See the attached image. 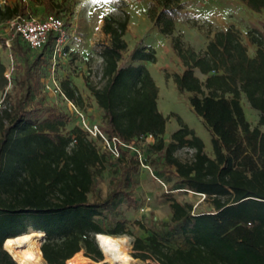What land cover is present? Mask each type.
Masks as SVG:
<instances>
[{
    "label": "trees",
    "instance_id": "obj_1",
    "mask_svg": "<svg viewBox=\"0 0 264 264\" xmlns=\"http://www.w3.org/2000/svg\"><path fill=\"white\" fill-rule=\"evenodd\" d=\"M39 1L42 18L62 17V3ZM239 1L264 11V0ZM183 9L182 0H158L149 16L162 34L170 35ZM29 15L34 14L27 0H0V23ZM129 22L124 10L105 18L110 41L99 51V84L89 87L102 112V131L131 145L118 158L81 125L68 129L72 115L45 102L41 86L51 75L55 34L40 49H32L20 35L12 39L14 97L7 92L6 107L0 108V264H18L4 243L30 229L44 232L41 250L48 264H72L81 251L102 261L98 234H132L120 206L133 201L142 166L139 152L157 176L175 180L165 193L170 219L147 237L132 240L133 258L139 249L150 264L151 258L157 264H264V23L249 31L254 55L234 26L216 31L203 51L179 39L172 44L183 67L173 75L175 85L189 94L191 108L210 131L212 157L179 114V128L167 137L169 117L159 109V86L146 65L157 62L156 50L139 43L126 55ZM65 25L68 29L66 20ZM6 71L0 54L1 94L10 85ZM59 81V94L83 109L79 87L68 77ZM243 99L259 113L256 126L246 118ZM150 135L154 141L146 142ZM181 148L191 150L192 157L181 160L176 155ZM109 164L115 173L103 196L97 180ZM175 190L203 195L210 208L197 211L194 203L179 201ZM172 237L182 244L173 246Z\"/></svg>",
    "mask_w": 264,
    "mask_h": 264
},
{
    "label": "rangeland",
    "instance_id": "obj_2",
    "mask_svg": "<svg viewBox=\"0 0 264 264\" xmlns=\"http://www.w3.org/2000/svg\"><path fill=\"white\" fill-rule=\"evenodd\" d=\"M4 1L14 4L17 0ZM27 1L32 13L35 16L42 17L44 7L40 1ZM55 1L63 4L65 10L61 12V16L69 23L68 29H66L68 30L66 54L57 61L55 77L58 82L68 77L79 87L85 99V107L83 109L78 108L85 115L87 121L91 124L101 123L102 112L89 87L90 85L99 84V76L97 75L101 65L99 51L102 45L108 44L110 41L109 36L103 30L104 21L108 15L118 14L124 10L130 15V22L125 35L128 42L126 55L133 51L139 43L150 45L156 50L157 62H147L146 65L159 86V109L165 116L169 117L167 137L179 128V123L175 117L176 114H179L204 140L206 152L214 157L210 131L191 108L188 99L189 94H181L175 85L173 75L176 72H181L183 67L172 49V44L179 39L184 46H191L197 51H203L216 31L234 26L240 32L243 42L248 46L249 53L254 55L256 48L250 41L249 31L253 27L263 28L264 11L255 12L239 0H182L184 9L177 16L175 30L172 34L165 35L160 32L159 27L149 16L150 6L158 0ZM8 34L9 32L5 27L0 28V37L7 38L9 37ZM0 41L2 42L1 39ZM0 54L7 70L13 75L15 66L11 51L1 49ZM197 75L201 79H205V76L199 71H197ZM46 81L47 79L43 82L44 86ZM13 85L14 82L12 81L7 88L11 98L14 97ZM44 86H41V94L45 95V102L72 115L68 129L75 125L82 126L81 120L75 115L77 113L75 108L64 95L61 96L54 89H45ZM2 99L3 94L0 93V103L6 105V101L2 102ZM243 105L247 120L252 126H256L259 113L251 109L245 99H243ZM261 130L264 132V126H261ZM176 155L185 161L192 157V151L188 148H181L176 152ZM145 156L144 154V158ZM114 173L115 169L109 164L97 180V187L103 196H106L109 192V181ZM174 180L175 178L171 179L168 174L157 176L152 164L149 168L141 166V171L136 176V182L132 190L133 201L125 200L120 206V214L123 218L129 220V229L132 231V234L121 236L127 239L129 253L133 239L147 237L152 234L153 228L159 227V222L170 219L172 211L170 201L165 197V193L170 189V181ZM173 193L183 203H194L197 211L210 208L209 204L204 201L205 197L203 195L187 190H175ZM140 224L144 225L143 229L140 228ZM32 231L34 230L30 229L28 232ZM172 239L170 243L173 246L182 244L181 238L172 237ZM42 243L43 240H41V245ZM100 249L103 253L101 247ZM140 252L138 249L134 254L136 259L134 262L137 264H150L149 259L145 260L139 256ZM151 259L154 261L152 264H157V261ZM78 261L80 264H110L104 262V259L96 261L86 256L84 251L79 254ZM44 264H48L45 259Z\"/></svg>",
    "mask_w": 264,
    "mask_h": 264
},
{
    "label": "built area",
    "instance_id": "obj_3",
    "mask_svg": "<svg viewBox=\"0 0 264 264\" xmlns=\"http://www.w3.org/2000/svg\"><path fill=\"white\" fill-rule=\"evenodd\" d=\"M3 3V0H1ZM5 27L7 32H9L5 41H0V50L8 49L11 51L12 39L16 35H20L21 38L27 42L32 49L42 48L49 40L50 34H55V46L53 51V66L51 70V75L47 78L45 82V89H54L56 92L60 93V82L57 81L55 77V69L58 59L66 54V44L68 39V34L66 30L65 20L63 17L56 15H47L45 17H38L35 15L20 16L16 19H11L6 22L0 23V27ZM5 76L7 79L12 81V75L10 71H6ZM7 97V91L3 93L2 102L5 101ZM65 97V96H64ZM66 98V97H65ZM67 99V98H66ZM68 100V99H67ZM71 105L75 108V115L81 120L82 128L88 133V135L94 139H99L102 143L103 148L110 153L114 158L121 156L123 148L130 147L131 145L126 144L118 137L110 138L108 137L100 128L98 124H91L87 121L85 115L72 101L68 100ZM6 105L0 103V108H4ZM146 142L154 141L152 135L145 138ZM75 142V140H74ZM134 149V148H133ZM139 157L142 166L149 168V165L145 162L144 153L139 152Z\"/></svg>",
    "mask_w": 264,
    "mask_h": 264
},
{
    "label": "bare ground",
    "instance_id": "obj_4",
    "mask_svg": "<svg viewBox=\"0 0 264 264\" xmlns=\"http://www.w3.org/2000/svg\"><path fill=\"white\" fill-rule=\"evenodd\" d=\"M42 231L27 232L9 238L4 245L19 264H44L41 250ZM98 243L105 255L104 262L110 264H137L128 252L127 239L106 234H98ZM72 264H80L76 261Z\"/></svg>",
    "mask_w": 264,
    "mask_h": 264
},
{
    "label": "water",
    "instance_id": "obj_5",
    "mask_svg": "<svg viewBox=\"0 0 264 264\" xmlns=\"http://www.w3.org/2000/svg\"><path fill=\"white\" fill-rule=\"evenodd\" d=\"M96 239H97V241H98V235L96 236ZM4 248H5V245H4ZM6 249V248H5ZM11 254V253H10Z\"/></svg>",
    "mask_w": 264,
    "mask_h": 264
},
{
    "label": "snow or ice",
    "instance_id": "obj_6",
    "mask_svg": "<svg viewBox=\"0 0 264 264\" xmlns=\"http://www.w3.org/2000/svg\"><path fill=\"white\" fill-rule=\"evenodd\" d=\"M105 2H107V0H105Z\"/></svg>",
    "mask_w": 264,
    "mask_h": 264
}]
</instances>
